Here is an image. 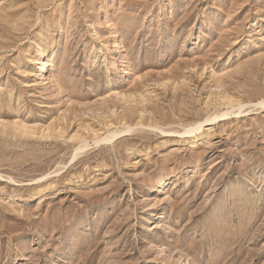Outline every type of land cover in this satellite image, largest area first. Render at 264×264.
Returning <instances> with one entry per match:
<instances>
[{
    "label": "rangeland",
    "instance_id": "1",
    "mask_svg": "<svg viewBox=\"0 0 264 264\" xmlns=\"http://www.w3.org/2000/svg\"><path fill=\"white\" fill-rule=\"evenodd\" d=\"M262 101L264 0H0V264H264Z\"/></svg>",
    "mask_w": 264,
    "mask_h": 264
},
{
    "label": "bare ground",
    "instance_id": "2",
    "mask_svg": "<svg viewBox=\"0 0 264 264\" xmlns=\"http://www.w3.org/2000/svg\"><path fill=\"white\" fill-rule=\"evenodd\" d=\"M44 56V52L42 51V53H41V57H43ZM118 59V58H117ZM41 60V59H40ZM38 61V60H37ZM48 61H47V59L45 60V59H43L42 60V63H41V66H42V68L41 69H39L40 70V72H43V71H46L47 70V66H48ZM125 71L126 70H123V72L125 73ZM123 73V74H124ZM48 79V78H47ZM262 102H264V101H262ZM262 102H259V104H262ZM217 116H221V117H223V116H227V113L225 112H223L222 114H220V115H217ZM216 118V117H215ZM215 118H212V119H207V120H214ZM199 126V125H198ZM195 128V127H194ZM199 127H196V129H198ZM193 129V128H192ZM192 129H189V130H186V132L185 133H190V132H193V130ZM195 130V129H194ZM78 149H80V148H78Z\"/></svg>",
    "mask_w": 264,
    "mask_h": 264
}]
</instances>
